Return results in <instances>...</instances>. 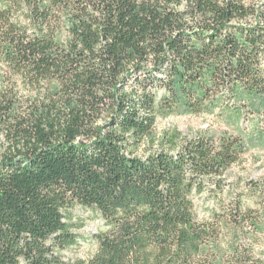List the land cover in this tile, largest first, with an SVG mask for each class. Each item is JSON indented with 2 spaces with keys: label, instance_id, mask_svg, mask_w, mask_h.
I'll return each mask as SVG.
<instances>
[{
  "label": "trees",
  "instance_id": "trees-1",
  "mask_svg": "<svg viewBox=\"0 0 264 264\" xmlns=\"http://www.w3.org/2000/svg\"><path fill=\"white\" fill-rule=\"evenodd\" d=\"M0 58L72 100L0 160V264H66L72 203L110 222L87 264H264V179L226 191L240 136L137 154L161 108L264 112V0H0Z\"/></svg>",
  "mask_w": 264,
  "mask_h": 264
},
{
  "label": "rangeland",
  "instance_id": "rangeland-1",
  "mask_svg": "<svg viewBox=\"0 0 264 264\" xmlns=\"http://www.w3.org/2000/svg\"><path fill=\"white\" fill-rule=\"evenodd\" d=\"M27 79L11 73L0 58V160L17 151L21 141L20 128H30L36 123L43 125L45 120L72 106V100L58 85ZM248 106L239 108L234 102H229L206 106L200 112L186 111L181 107L161 108L150 137L141 144L137 154L144 157L155 153L161 143H165L163 139L167 134L177 135L178 143L197 134L215 138L225 133L238 135L247 150L242 159L227 171L229 183L226 191L251 196L249 183L264 179V112L251 113ZM31 130L34 133V129ZM194 200L200 217L207 218L213 200L207 193L194 195ZM249 204L253 207L255 202ZM63 213L68 232L74 237L57 254L66 264H87L98 252L97 235L106 232L110 222L97 207L79 203L66 205Z\"/></svg>",
  "mask_w": 264,
  "mask_h": 264
}]
</instances>
